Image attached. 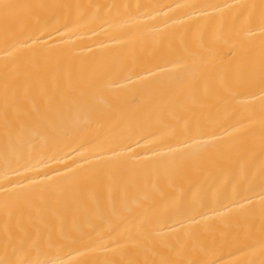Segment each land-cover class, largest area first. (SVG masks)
I'll return each mask as SVG.
<instances>
[{"label": "bare ground", "instance_id": "1", "mask_svg": "<svg viewBox=\"0 0 264 264\" xmlns=\"http://www.w3.org/2000/svg\"><path fill=\"white\" fill-rule=\"evenodd\" d=\"M0 264H264V0H0Z\"/></svg>", "mask_w": 264, "mask_h": 264}]
</instances>
